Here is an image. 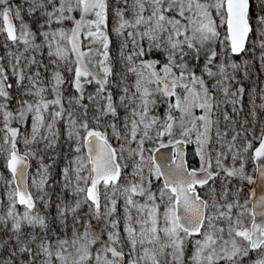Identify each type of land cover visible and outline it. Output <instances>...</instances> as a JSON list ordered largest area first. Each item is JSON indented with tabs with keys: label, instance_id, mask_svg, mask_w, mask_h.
<instances>
[{
	"label": "snow or ice",
	"instance_id": "6c2138e0",
	"mask_svg": "<svg viewBox=\"0 0 264 264\" xmlns=\"http://www.w3.org/2000/svg\"><path fill=\"white\" fill-rule=\"evenodd\" d=\"M25 3L36 31L0 0V152L11 174L0 176V264H264V195L243 191L254 183L247 160L264 180V103L250 97L251 127L236 119L246 91L236 73L248 62L232 60L251 43L264 67V0L255 16L252 0ZM29 116L27 134L12 126ZM60 122L72 155L53 202L52 165L38 154L55 150ZM167 148L171 158L156 154ZM53 203L54 216L38 208Z\"/></svg>",
	"mask_w": 264,
	"mask_h": 264
},
{
	"label": "rangeland",
	"instance_id": "374dc122",
	"mask_svg": "<svg viewBox=\"0 0 264 264\" xmlns=\"http://www.w3.org/2000/svg\"><path fill=\"white\" fill-rule=\"evenodd\" d=\"M10 4L19 5L21 7L23 21L29 25V27L32 31H36L39 28L40 23L42 21L40 20L38 14H32L31 16L28 14V12H27L28 5L25 3V0H10ZM256 11H257L256 0H252V12H253L254 16H255ZM13 22L17 26L20 23V21H16V20H14ZM53 27H56V25H53ZM41 39H42L41 37H38L37 42H40ZM252 39L255 40V34H253ZM4 44H5V34H0V55L5 54V48L3 47ZM9 46L12 47L13 51H16V48L14 46H11L10 42H9ZM21 47H22V45H21ZM247 47L249 49L247 52L242 53L240 56H233L232 60L238 64H241V65H243L245 61L248 62L246 69H245V67H242L236 73L239 83L234 85V87H238V86L242 85L246 90L245 94L242 98L243 99V105H244L243 112H241L240 116L236 117V119L238 121H243L244 119H248L249 120L248 126L251 127L252 117L249 115V111H250L249 100H250V97H255V102L257 105L264 103V101H262L260 99V96H259L260 90L264 89V67L261 66V61L259 59L260 49L259 48L254 49L253 45L251 43H249L247 45ZM217 50L218 51L220 50L219 46H217ZM40 58L43 59L44 63H48L47 50L46 49L44 50L43 55ZM219 59H221V58L218 57V60ZM200 64L202 65L203 61L200 62ZM245 70H247V75L244 74ZM33 71H35V68H33ZM41 71L43 72V75L45 78V83H47V80L50 79L51 72L50 71L44 72L43 69H41ZM65 75L69 76L68 73H65ZM69 78H70V76H69ZM253 90H255V91H253ZM89 91H92V89L89 88ZM116 91L117 90L114 89V92H116ZM11 92H12L13 98L9 104V109L12 111H15L17 108V99L19 97V93H18V90L15 87V85L11 89ZM69 92H71L70 88L65 92V96H67L69 94ZM47 96L49 99L52 98L50 93H48ZM218 98H220L219 94H218ZM161 106L162 107H160L159 111L162 115L163 110H164V106L163 105H161ZM228 110L231 111L230 106H228ZM121 115H123L122 112H121ZM257 119L260 122H264V111L260 110L259 108H257ZM30 125H31V117L30 116L27 118V121L24 125H20L19 123L15 122V121L12 123L13 127H19L20 131L22 133H25V134L30 132ZM2 126H3L2 125V116H0V127H2ZM222 127H223V124H222ZM57 128L59 129L60 137H59L58 144H57V147L55 148V150L54 151L49 150L47 152L41 151L38 154V155L44 156V163L54 164V170L52 172L50 170V174H51L50 184L52 185V187L49 189V191L52 193L53 202H55L57 195L60 193V188H61V183H62L61 170L67 165L68 160L71 158V155H72V153H70L69 148H68V141L66 138V129L64 127L63 122H60L57 125ZM258 130H259V125H257V131ZM2 136H3V133H0V144L3 143ZM22 139H23V137L20 138V142H18L17 148L23 154V152L26 151V148L22 142ZM32 147L43 149V143H41L39 145H33ZM53 156H54V159H49V157H53ZM187 156H188L189 160L195 159L193 157V154H192V147H189ZM5 157H6V153L0 152V176H2L5 179L10 180L11 174L5 166ZM29 161H30V168L28 171V184L30 185L31 179H32L33 175L36 173V171L39 167L40 161H39L38 157L30 159ZM246 169H247L249 174L253 175V179H254V171L255 170H254V165H253L252 160L246 161ZM158 185H159V182H157V186ZM251 185H249L245 182V184L243 185V191L245 194L250 192ZM6 191H7V186L2 181H0V200H6V195H5ZM38 208L42 214L47 213L50 216L55 215L54 203H53V206L49 209H44L43 205H38ZM20 210L21 211L23 210L22 207H20ZM190 251H191V246L189 245V252ZM245 264H249V262L246 260Z\"/></svg>",
	"mask_w": 264,
	"mask_h": 264
},
{
	"label": "water",
	"instance_id": "95a60500",
	"mask_svg": "<svg viewBox=\"0 0 264 264\" xmlns=\"http://www.w3.org/2000/svg\"><path fill=\"white\" fill-rule=\"evenodd\" d=\"M240 56V55H238ZM258 146V144H257ZM19 150V149H18ZM183 150L185 151V153H187V145H185L183 147ZM20 152V151H19ZM21 153V152H20ZM22 154V153H21ZM158 156H164L167 158H171L172 155V150L171 148H167V149H160L158 153H156ZM165 162H169V160H165ZM29 167H28V171L30 168V161H28ZM261 164L260 161H253V165H254V183L251 185L250 188V192H254L255 193V199H258L261 195H264V180H262L257 174H256V168L257 166H259ZM26 183H28V177L26 179ZM259 220V218H258Z\"/></svg>",
	"mask_w": 264,
	"mask_h": 264
},
{
	"label": "trees",
	"instance_id": "16d2710c",
	"mask_svg": "<svg viewBox=\"0 0 264 264\" xmlns=\"http://www.w3.org/2000/svg\"><path fill=\"white\" fill-rule=\"evenodd\" d=\"M204 60V58L203 57H201V59H200V61L198 62V63H200V62H202ZM11 94H12V92H11ZM162 107V106H161ZM52 165V168H51V172L54 170V164H51Z\"/></svg>",
	"mask_w": 264,
	"mask_h": 264
},
{
	"label": "flooded vegetation",
	"instance_id": "af4514ba",
	"mask_svg": "<svg viewBox=\"0 0 264 264\" xmlns=\"http://www.w3.org/2000/svg\"><path fill=\"white\" fill-rule=\"evenodd\" d=\"M189 147H192V146H188V145H187V153H188V149H189ZM187 153H186V159H188ZM188 160H189V159H188ZM190 161H191V160H190Z\"/></svg>",
	"mask_w": 264,
	"mask_h": 264
}]
</instances>
